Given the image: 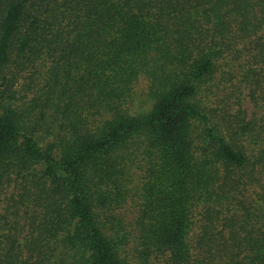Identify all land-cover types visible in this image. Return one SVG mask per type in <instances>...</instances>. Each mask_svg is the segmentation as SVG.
<instances>
[{
  "label": "trees",
  "instance_id": "trees-1",
  "mask_svg": "<svg viewBox=\"0 0 264 264\" xmlns=\"http://www.w3.org/2000/svg\"><path fill=\"white\" fill-rule=\"evenodd\" d=\"M0 264H264V0H0Z\"/></svg>",
  "mask_w": 264,
  "mask_h": 264
},
{
  "label": "rangeland",
  "instance_id": "rangeland-1",
  "mask_svg": "<svg viewBox=\"0 0 264 264\" xmlns=\"http://www.w3.org/2000/svg\"><path fill=\"white\" fill-rule=\"evenodd\" d=\"M217 77H219V76H217ZM25 82H26V79L22 78V79L19 80V82L17 84V87H18L19 90H21V92H22V89H24ZM143 87H144V82L139 83V85L137 86V88L139 90L142 89ZM233 89H235V88L233 87L232 90ZM240 91L241 90H239V91L235 90V94H237L238 95V99H240L239 101L243 103L242 108L239 110V115L242 114V115L245 116V114H246L245 111H248V112L252 111V102H250L249 99L247 98L248 92L246 90H244L243 92H240ZM25 92H28V91H25ZM19 96H20V94H19ZM233 100H234V98L231 99V101H233ZM214 104L217 105V103H214ZM150 106H151L150 103H144V104L138 106L137 108H138V110L141 109L142 111H147L150 108ZM224 108H225V106H224ZM234 108L235 109H239L240 108L239 102L234 106ZM132 217H133V215H128V220L131 219Z\"/></svg>",
  "mask_w": 264,
  "mask_h": 264
}]
</instances>
